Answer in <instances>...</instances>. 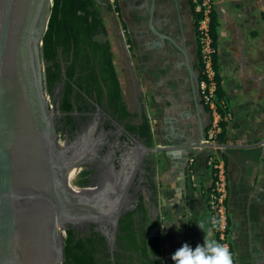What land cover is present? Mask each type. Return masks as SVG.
Wrapping results in <instances>:
<instances>
[{
    "label": "flooded vegetation",
    "instance_id": "af4514ba",
    "mask_svg": "<svg viewBox=\"0 0 264 264\" xmlns=\"http://www.w3.org/2000/svg\"><path fill=\"white\" fill-rule=\"evenodd\" d=\"M99 2L111 7L108 19L129 67L130 87L119 79L117 94L101 76L98 59L90 60L95 72L83 71V56L77 60L72 47L67 57L60 47L56 59L44 64L58 149L76 156L79 165L72 184L85 189L106 216L67 225L64 236L71 233L72 246L83 243L92 264H164L162 249L159 257L152 254L162 221L157 157L146 148L182 146L189 127L196 142L207 134L211 117L201 94L196 8L192 0H114L115 7L110 0ZM70 261L64 252L61 264Z\"/></svg>",
    "mask_w": 264,
    "mask_h": 264
},
{
    "label": "water",
    "instance_id": "95a60500",
    "mask_svg": "<svg viewBox=\"0 0 264 264\" xmlns=\"http://www.w3.org/2000/svg\"><path fill=\"white\" fill-rule=\"evenodd\" d=\"M53 6V0H0V264H61L66 226L106 218L68 179L78 161L58 149L44 94L43 40ZM231 148L247 147L209 144L202 133L194 144L146 153Z\"/></svg>",
    "mask_w": 264,
    "mask_h": 264
},
{
    "label": "crops",
    "instance_id": "0c3cea01",
    "mask_svg": "<svg viewBox=\"0 0 264 264\" xmlns=\"http://www.w3.org/2000/svg\"><path fill=\"white\" fill-rule=\"evenodd\" d=\"M214 2L219 23L216 58L223 91L219 104L226 124L224 141L219 144L247 148L170 149L157 155L156 204L162 221V255L165 253L168 264H174L172 256L183 244L194 249L209 231L218 241L208 203L214 174L207 163L212 156L225 169L227 245L234 264H264V0ZM110 22L105 20L114 65L127 89L131 84L129 67ZM189 130L184 134V146L196 142L193 130ZM166 223L173 224L165 227ZM175 223L180 224L179 230Z\"/></svg>",
    "mask_w": 264,
    "mask_h": 264
},
{
    "label": "trees",
    "instance_id": "16d2710c",
    "mask_svg": "<svg viewBox=\"0 0 264 264\" xmlns=\"http://www.w3.org/2000/svg\"><path fill=\"white\" fill-rule=\"evenodd\" d=\"M53 5L48 31L43 40L45 60L47 62L54 61L56 59V50L60 47L63 49L64 57H67L72 47L77 60L79 59V54L83 56V63H81L83 71L92 70L91 72H95L90 60L98 59L101 76L105 82L115 86L117 94H119L121 91L120 81L115 69L112 46L105 26V20L108 18V12L111 10L110 5L104 7L100 4L99 0H53ZM194 8H196L195 5ZM196 14L198 30L202 14L197 11ZM218 26L217 15L213 11L211 14L210 32L216 50ZM88 53L92 56H88ZM215 69L217 71L216 100L220 103L223 100V91L218 74L216 55ZM220 113L223 117L225 116L223 106L220 108ZM209 125H211V121ZM221 128L222 133L219 136V142L223 143L226 132L225 121L221 123ZM213 174L215 182L217 180L216 172L213 171ZM216 234L218 242L222 243L217 232ZM73 243L74 241L70 233L69 237L65 240V258L68 260L69 258L72 259L73 263L70 261L72 264H92V259L87 254L84 244L78 243L76 246H72ZM161 246L162 241L160 237L151 240L152 254L154 256L159 257L161 255ZM156 264H163L162 260L158 259Z\"/></svg>",
    "mask_w": 264,
    "mask_h": 264
},
{
    "label": "built area",
    "instance_id": "2783aa9c",
    "mask_svg": "<svg viewBox=\"0 0 264 264\" xmlns=\"http://www.w3.org/2000/svg\"><path fill=\"white\" fill-rule=\"evenodd\" d=\"M196 6V11L202 14L199 23L198 36L200 52L203 61V79L201 82V94L204 103L207 105L213 120L209 125L206 141L209 144H219V136L222 133L221 123L224 120L220 113L221 105L216 100V75L215 55L213 39L210 32L211 14L214 11V0H192ZM113 4L114 0H110ZM194 160L191 161L193 163ZM208 166L216 172L217 180L208 194V203L211 212V221L215 231L218 233L222 244L227 245L228 237V188L225 178V169L221 161L210 156Z\"/></svg>",
    "mask_w": 264,
    "mask_h": 264
},
{
    "label": "clouds",
    "instance_id": "9594fccd",
    "mask_svg": "<svg viewBox=\"0 0 264 264\" xmlns=\"http://www.w3.org/2000/svg\"><path fill=\"white\" fill-rule=\"evenodd\" d=\"M172 224L166 223L165 227H170ZM175 224L179 230L180 224ZM172 260L174 264H234L229 246L215 240L211 231L208 232L204 242L198 244L194 249L187 243L183 244L174 253Z\"/></svg>",
    "mask_w": 264,
    "mask_h": 264
},
{
    "label": "rangeland",
    "instance_id": "374dc122",
    "mask_svg": "<svg viewBox=\"0 0 264 264\" xmlns=\"http://www.w3.org/2000/svg\"><path fill=\"white\" fill-rule=\"evenodd\" d=\"M113 4H114V3H113ZM114 7H115V4H114ZM199 46H200V45H199ZM210 117H211L210 121H212L213 118H212L211 113H210ZM163 221H164V220H163ZM164 255H165V253H163V261H164V264H168L167 261H166V259H165V257H164Z\"/></svg>",
    "mask_w": 264,
    "mask_h": 264
},
{
    "label": "bare ground",
    "instance_id": "6f19581e",
    "mask_svg": "<svg viewBox=\"0 0 264 264\" xmlns=\"http://www.w3.org/2000/svg\"><path fill=\"white\" fill-rule=\"evenodd\" d=\"M74 177V175L73 174H71L70 175V178H68V179H70V180H72V178Z\"/></svg>",
    "mask_w": 264,
    "mask_h": 264
}]
</instances>
